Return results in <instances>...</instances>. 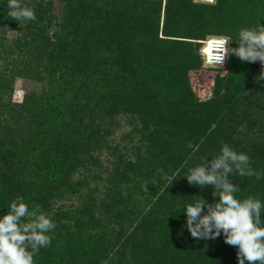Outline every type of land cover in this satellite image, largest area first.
Returning <instances> with one entry per match:
<instances>
[{
  "label": "trees",
  "instance_id": "obj_1",
  "mask_svg": "<svg viewBox=\"0 0 264 264\" xmlns=\"http://www.w3.org/2000/svg\"><path fill=\"white\" fill-rule=\"evenodd\" d=\"M58 1L21 0L36 20L17 22L0 0V217L19 196L54 222L34 264H238L223 233L194 239L184 212L199 197L218 201L184 176L219 155L222 141L262 169L249 191L247 177H230L235 197L264 204V147L245 146L231 126V113L247 108L234 55L206 100L188 77L205 64L202 40L236 39L198 29L222 22L226 3ZM176 57L180 66L170 64ZM20 78L42 90L15 101Z\"/></svg>",
  "mask_w": 264,
  "mask_h": 264
},
{
  "label": "clouds",
  "instance_id": "obj_2",
  "mask_svg": "<svg viewBox=\"0 0 264 264\" xmlns=\"http://www.w3.org/2000/svg\"><path fill=\"white\" fill-rule=\"evenodd\" d=\"M10 9L8 17L17 21H35L33 9L23 5L21 0H7ZM3 30H9L5 27ZM235 40L238 47H231ZM206 64L223 68L231 56L241 62H260L262 71L256 82L264 80V26L258 23L255 28H242L238 37L212 38L207 46L200 49ZM220 154L207 159L203 164L188 169L184 176L189 185L201 189L211 186L212 196L218 197L209 203L203 197L195 204H187L185 227L194 239H216L223 233L224 242L238 249V264H264V226L261 211L264 204L258 198L237 199L239 186L230 178L233 174L241 177L262 173L254 171L248 154L235 151L229 144L221 142ZM173 180H170L169 186ZM206 209V211H205ZM54 222L41 211L40 205L31 210L22 197L17 196L6 214L0 217V264H34V256L41 248L51 245L52 237L47 233L54 230Z\"/></svg>",
  "mask_w": 264,
  "mask_h": 264
},
{
  "label": "rangeland",
  "instance_id": "obj_3",
  "mask_svg": "<svg viewBox=\"0 0 264 264\" xmlns=\"http://www.w3.org/2000/svg\"><path fill=\"white\" fill-rule=\"evenodd\" d=\"M223 2L226 3V6L221 13L222 22L215 24V21H212L208 27L198 28L200 31H215L218 32V34L232 32L238 37L239 30L242 28H255L258 23L264 26V0H223ZM56 4L58 6L60 5L58 0H56ZM61 6L64 8V4H61ZM163 14L164 12L161 11V26L164 20ZM161 28L160 36H162ZM11 33L12 31L8 32V35H12ZM197 41L200 42L199 40ZM232 44H234V47H238L237 42L234 43L232 41ZM198 47L200 48V45H198ZM232 58L233 65L235 63L238 67L234 73L235 81H238L241 84L243 83V86H245L243 103L244 107H247L243 114L239 115L235 112L231 113L233 116L237 117H235V120H232L231 125L235 130L234 136L247 147L256 144L258 145V143L264 147V80L256 82V78L259 77L262 71V66L259 61L249 63L241 62L236 56ZM174 59L170 64L172 66H177L179 63L180 66L183 59L179 57ZM227 66L223 68L210 67L202 62L201 67L189 71L188 77L190 85L198 100H206L210 98L215 89L216 80L219 78L225 79L230 75L232 70ZM175 78L179 83V75H176ZM42 87L43 84L36 80H25L20 78L15 83L13 99L15 101H21L26 88L39 92L42 90ZM226 118H228V114L226 115ZM261 170L262 169H257L254 171L261 173ZM246 180L247 184L245 188L247 191L251 190V187H255L256 189L258 185L261 186V184H256L258 179H256L255 176L247 177Z\"/></svg>",
  "mask_w": 264,
  "mask_h": 264
},
{
  "label": "built area",
  "instance_id": "obj_4",
  "mask_svg": "<svg viewBox=\"0 0 264 264\" xmlns=\"http://www.w3.org/2000/svg\"><path fill=\"white\" fill-rule=\"evenodd\" d=\"M197 1H202V2H208V3H212L214 2L215 0H197ZM215 37H220V36H212V37H208L206 38L205 40H202V46L201 48L207 46L208 42L212 39V38H215ZM204 61H205V57H203ZM228 61V59H227ZM227 61L225 62V64L223 65V67L227 66ZM205 65L207 66H210L208 64H206V61H205ZM210 67H215V66H210ZM219 68V67H218Z\"/></svg>",
  "mask_w": 264,
  "mask_h": 264
}]
</instances>
